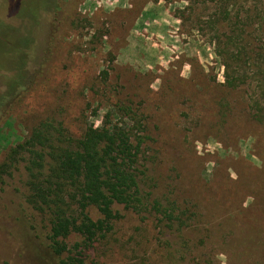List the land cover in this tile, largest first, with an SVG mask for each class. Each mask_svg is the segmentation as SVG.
<instances>
[{
    "label": "rangeland",
    "instance_id": "1",
    "mask_svg": "<svg viewBox=\"0 0 264 264\" xmlns=\"http://www.w3.org/2000/svg\"><path fill=\"white\" fill-rule=\"evenodd\" d=\"M263 47L264 0H0V264L59 262L10 151L109 113L144 139L147 207L115 208L96 264H264Z\"/></svg>",
    "mask_w": 264,
    "mask_h": 264
},
{
    "label": "trees",
    "instance_id": "2",
    "mask_svg": "<svg viewBox=\"0 0 264 264\" xmlns=\"http://www.w3.org/2000/svg\"><path fill=\"white\" fill-rule=\"evenodd\" d=\"M236 25L239 28L241 23ZM244 26L254 27L246 22ZM239 39L235 35L232 40L240 43ZM215 41L220 42V39L215 38ZM246 54L264 62V51ZM247 79L252 81L254 77H233L231 86L238 82L247 84ZM256 105L260 114L263 110L261 100ZM105 118L100 128H88L80 140H74L59 130L51 132L43 125L35 129L25 143L12 149L8 156L12 163L9 166L18 164L19 156L20 159L25 157L29 178L25 203L46 220L48 249L59 260L58 264H96L91 258L93 250H96L97 243L114 232V225L121 218L115 208L123 206L126 210L139 209L141 212L147 207L142 203L144 196L139 180L140 174H144L143 165H140L145 159L144 139L121 127L131 118L121 115L115 121L110 113ZM161 208L158 202H154L152 209L160 212ZM92 210L101 219L94 220ZM20 216L19 223L26 225L27 218L23 213ZM74 235L80 238V242L69 248L66 241ZM31 236V240H39L34 234ZM66 255L68 257L64 258Z\"/></svg>",
    "mask_w": 264,
    "mask_h": 264
}]
</instances>
